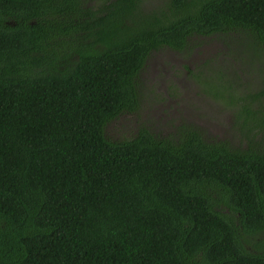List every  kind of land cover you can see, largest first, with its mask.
I'll use <instances>...</instances> for the list:
<instances>
[{
  "label": "trees",
  "instance_id": "obj_1",
  "mask_svg": "<svg viewBox=\"0 0 264 264\" xmlns=\"http://www.w3.org/2000/svg\"><path fill=\"white\" fill-rule=\"evenodd\" d=\"M38 1L51 18L36 22ZM0 11V264H264V0ZM200 35L215 52L180 71L193 86L209 71L201 91L229 111L231 137L182 119L166 135L110 136L123 115L141 117L148 59L184 57ZM218 61L260 84L239 92Z\"/></svg>",
  "mask_w": 264,
  "mask_h": 264
},
{
  "label": "rangeland",
  "instance_id": "obj_2",
  "mask_svg": "<svg viewBox=\"0 0 264 264\" xmlns=\"http://www.w3.org/2000/svg\"><path fill=\"white\" fill-rule=\"evenodd\" d=\"M212 40V39H209ZM216 42H211L210 48L215 52L217 45ZM218 44V43H217ZM219 45V44H218ZM209 46V45H208ZM196 49L200 50V46H196ZM209 54V53H208ZM207 54V55H208ZM196 56V55H195ZM192 56L190 51L186 52L183 56H180V54H175L174 52L169 51H163L157 52L154 54V56L150 57L148 59V65L146 66L144 72L142 73V86L141 89H143L145 92L148 91L146 96L143 97V100L139 102V111H141L140 116L141 117H135L130 115L128 118H125L126 115H123L121 120L117 122V124L112 123L107 127V132L110 136L114 137H120L116 134V131L120 132L121 129L124 126L131 127L130 129L126 128L124 130L123 134L128 135L129 133L135 131L136 127L138 126H146L148 128H160L157 131H160L162 135H166L168 130H170V127H168L166 124L167 120H172L173 123L180 122V119L184 120L187 123L194 124L197 126H200L203 129H206L207 133L214 134L218 136V138H224V137H231L232 131L231 128H229V120L226 122V129L217 131L216 129L210 127L209 122H204L205 118L201 117L200 114L202 112V107L199 105V103L195 100H198L199 97L197 94V91H193V84L185 77L186 73L184 70L182 72L180 71V67H182L183 64L187 65H200L203 60L200 59V57ZM220 59H221V55ZM219 66H222V70H224L226 73L229 71L231 72V69L234 71V75H230L232 77V83L235 86L238 84L237 90L239 92L246 93L248 91H254V88H256L260 84V78L255 75L254 78H252V74H246L243 77H241L232 67L230 63L218 61ZM167 67V65H169ZM253 65H256L255 61H248L247 63V71L250 72L254 69ZM171 70L170 72H164ZM230 76H227V81L230 79ZM241 83V84H240ZM243 84V85H242ZM167 85H173L174 87L178 88L180 91V94L178 95V99L172 98V101L174 103H168V109L166 103H163L164 110H174L176 109L177 112L172 111L173 114L177 115H171L166 117L165 119L163 116L159 113V109L161 106V102H157V97L163 95V88ZM181 85V86H180ZM191 86V88H190ZM148 89V90H147ZM153 89L155 91L154 94H149V90ZM142 90V91H143ZM188 94V96H187ZM148 95V96H147ZM175 99V100H174ZM144 103V104H143ZM190 103V104H189ZM189 104V105H188ZM192 104V111L191 113H184V110L189 108ZM188 105V106H187ZM143 106V107H142ZM154 108V109H153ZM153 110H157L158 112H153ZM198 112V113H197ZM167 113V112H166ZM168 115V114H167ZM132 116V117H131ZM124 117V118H123ZM177 118V120H173L174 118ZM228 117V116H227ZM139 118V119H138ZM138 119V120H137ZM160 123V124H159ZM115 128H118V130L115 131ZM219 132V133H218Z\"/></svg>",
  "mask_w": 264,
  "mask_h": 264
},
{
  "label": "flooded vegetation",
  "instance_id": "obj_3",
  "mask_svg": "<svg viewBox=\"0 0 264 264\" xmlns=\"http://www.w3.org/2000/svg\"><path fill=\"white\" fill-rule=\"evenodd\" d=\"M35 4L36 5H34L33 10L35 9V12H38V16L35 17L36 22L42 20L43 18H46L47 16H49L51 18V13L53 12L52 11L53 10L52 7L43 5V2L42 1L35 2ZM54 9L56 11L58 8L55 7ZM5 16H6V18L2 20V22L4 24L11 25L12 23H14L12 17H8V15H5ZM59 19H60V17H59ZM61 38H62V36H61V34H59L58 39H61ZM193 39L198 44L197 45H194L192 47V49L191 50H188V51H190V53H191L192 56H195L196 55L193 59H195L196 57H200V59L203 60L201 64H202L203 68H205V65H206L205 64V61H206V59L208 57L212 56V54H213V50H211V48H210V45H211V42L212 41L209 40L208 37H205L203 35H200L198 37H193ZM198 45L200 46V50L199 49H196V46H198ZM164 51L171 52L170 50H164ZM185 63L187 64V61ZM258 65H256V66H258ZM169 66H170V64L167 65V67H169ZM187 68H191L192 70L195 71V65H189L188 64L187 65ZM170 71L171 70L169 69L168 71H164V72L167 73V72H170ZM184 71H185V73H187L189 71V69H184ZM208 72L209 71L205 69L204 70V75H203L202 81L200 83L196 84V86H193V89H194L193 91L194 92L197 91V94H198L197 97H199L198 100H195V101H197L199 103V105L202 107V112L201 113H198L197 112V113L200 114L202 118L203 117L205 118V121L204 122H209V124H207V125H209L210 127L216 129L217 131L218 130L219 131L225 130L226 129V122L230 118L229 111L228 110H224V108L222 107V105L215 100V97H213L211 95H205L201 91L202 90V87H203V81L206 83L209 80V78H208L209 77V73ZM229 88L232 89V87H229ZM187 96H188V94H187ZM175 97L178 99V97H177V88H175L173 86L172 87H166L165 86L163 88V95L161 97L160 96L157 97V102L158 103L161 102V106H160V108H158L159 111H160L159 113L163 116L164 119L166 117H168V116L175 115V114L172 113V111L177 112L176 109H174L172 111H170V110H167L166 111L163 108V103H166L165 106H167V109H168V103H170V102L171 103H174V101H172V98H175ZM253 105H254V103H253ZM153 109H152L153 112H158V109L157 110H153ZM191 109H192V104H191V106H189L188 109L186 108L184 110V113H187V111H188V113H191V111H192ZM175 116H177V115H175ZM170 123H173V122L172 121H169V122L166 121V124L168 125V127H170V130L171 131H174L175 128H174L173 125H170ZM173 124L174 125H177V123H173ZM229 126H230V124H229ZM125 127L128 128V129L131 128L129 126H124L121 129L120 132L116 131V130H118V128H115L116 134L120 136L124 132V130H126ZM202 130L205 131V129H203V128H202ZM231 131H232V129H231Z\"/></svg>",
  "mask_w": 264,
  "mask_h": 264
}]
</instances>
